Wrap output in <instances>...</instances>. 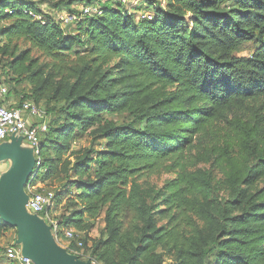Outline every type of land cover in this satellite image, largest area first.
I'll return each instance as SVG.
<instances>
[{"label": "trees", "instance_id": "trees-1", "mask_svg": "<svg viewBox=\"0 0 264 264\" xmlns=\"http://www.w3.org/2000/svg\"><path fill=\"white\" fill-rule=\"evenodd\" d=\"M97 1L61 0L65 24L33 0H0V53L30 44L12 53L30 85L17 106L44 101L60 118L41 134L40 170L61 181L49 188L55 208L66 199L59 223L83 241L69 249L101 264H264V0H145L153 10L138 14ZM85 135L92 145L74 148ZM210 156L233 198L214 201L213 177L192 170ZM162 169L176 178L152 196L138 178ZM9 230L0 216V238Z\"/></svg>", "mask_w": 264, "mask_h": 264}, {"label": "rangeland", "instance_id": "rangeland-1", "mask_svg": "<svg viewBox=\"0 0 264 264\" xmlns=\"http://www.w3.org/2000/svg\"><path fill=\"white\" fill-rule=\"evenodd\" d=\"M36 4L40 5L42 8L46 9L47 11L55 14V15H59L60 13L65 15L64 13H62L65 9H67V6L63 3H61V0H58L56 3H52L51 2V8L50 6L45 3V1L47 0H33ZM112 4L114 5H118L120 4L119 0H110ZM158 2H160V0H157ZM104 2H107V0H98L97 3L103 4ZM161 2H164V0H161ZM123 5H121L123 8H126L132 12H135L136 14L143 12V11H148L151 12L153 10V7L148 3L145 2V0H126L122 2ZM84 7L87 5H83ZM81 6V8L83 7ZM70 19V17H69ZM7 26V23L4 21L0 20V47L4 46V44L6 43V39L2 36V29ZM30 48V44L27 43L26 41L23 40H19L14 42L13 44H11L10 49H9V54H2L0 53V83H5L8 85V87H11V90L14 91L16 94L19 95H28L30 92V85L27 79L26 74H15L13 72V68L11 67V62L14 60V56L12 55L13 52H17L16 54H20L22 51L26 50ZM256 50V45L253 43H247L245 44L239 54L240 55H251L254 51ZM36 59L39 60L40 64H45V63H49L50 59H48L47 57H45L44 55H42L39 51H37L36 49H31V53H30V59ZM26 76V77H25ZM21 100V99H20ZM30 101V100H28ZM33 102V101H32ZM37 108H40V110L45 114L47 120H53L54 118V124L58 122V120H60V118H58V114H48L46 112V108H50V105L48 106L46 102H42L40 104H36ZM61 106L58 105H54L53 108H58ZM36 121L37 123L40 122V120L38 118H33L32 121ZM11 140V138H7L6 140L2 141V143L5 142H9ZM92 145V140L91 137L88 135H85L84 137H82L81 139H78L75 142L74 148H81V147H90ZM22 147L30 150L31 148L30 146L27 144V141H25L24 143H22ZM96 148H103V144L102 143H96L95 144ZM36 160V158H35ZM11 164L8 163V167L9 169L11 168L10 166ZM193 171H203L206 172L208 174H210L213 177L215 186H216V191L213 195L214 201H225L229 198H233V196L230 195L231 190L233 189L231 187V185L227 184L224 180V176L222 174V172L216 167L215 163H214V157L210 156L209 160L206 161H200L197 162L193 167H192ZM44 170H38L37 176H36V180L33 182V187L41 190V189H49V188H54V186H57V184H60L61 181H57L54 183L53 186L48 185V183L45 182H41V180L44 178ZM176 178V174L174 173V171L172 170H167V169H162L154 174H145L142 177L138 178L139 182L141 183L142 188H144L145 190L149 191L151 190V195H157L159 194V192L163 189L165 183L168 180H172ZM262 184H259V187ZM29 186H27L26 191L28 196H29ZM32 188L34 191H36V189ZM73 190H75L73 188ZM148 201L151 202L152 198L149 197ZM66 199H64V201L61 203V206L56 207L55 208V204H54V208L50 211V217L53 218L54 220L58 221L61 217H63L65 214L68 213V208L65 205L66 203ZM155 206H159V207H163L162 205V201L160 200H155L154 201ZM29 214L32 213L29 209ZM45 215V214H44ZM44 215H39L40 217L43 218ZM47 225L51 226V232L54 235L56 241L63 246L64 248H67V246L70 245L71 240L67 239L65 237L66 234V227H63L60 229L62 232H60L57 236L59 237V239L56 237V234L52 228V225L45 219L43 218ZM133 221H128L125 225V228H131L130 224ZM11 228V227H10ZM11 230L13 231L12 233H10V235L8 236V238H3L0 240V246L2 247V251L0 253V262L1 264H14L12 261L8 260V258L5 255V249L8 245L13 244V242L15 244H17L18 246H22L23 244H18L15 241H17L16 238H14V236H16L17 231H14V228H11ZM106 230V223L103 219V217H101L99 220L94 222V227L93 229L90 231V236L95 238V237H99L101 236V234L103 232H105ZM16 232V234H15ZM19 234V233H18ZM17 237V236H16ZM15 240V241H14ZM81 260V259H80ZM171 260H167L166 264H171Z\"/></svg>", "mask_w": 264, "mask_h": 264}, {"label": "water", "instance_id": "water-1", "mask_svg": "<svg viewBox=\"0 0 264 264\" xmlns=\"http://www.w3.org/2000/svg\"><path fill=\"white\" fill-rule=\"evenodd\" d=\"M23 137L11 136L9 142L0 144V161L11 159V168L0 177V216L13 228H17L16 241L22 245L23 254L36 264H91L61 246L51 232V226L38 214L26 207V188L37 174L34 150L22 147Z\"/></svg>", "mask_w": 264, "mask_h": 264}, {"label": "built area", "instance_id": "built-area-1", "mask_svg": "<svg viewBox=\"0 0 264 264\" xmlns=\"http://www.w3.org/2000/svg\"><path fill=\"white\" fill-rule=\"evenodd\" d=\"M82 11L84 13L91 12V7L83 6ZM70 17V19H69ZM75 19L74 15L66 14L63 15V20L65 24L70 23ZM1 85V83H0ZM33 118H38L40 122L34 123ZM48 130V121L45 114L37 108L34 102L24 101L20 106H6L0 102V143L6 140L8 137L11 138L12 135L22 136L24 143L27 141V144L34 150V155L36 158L35 167L40 170L42 166V159L40 156V141L41 134L47 132ZM2 175V167L0 163V177ZM35 175L32 177L29 183V198L26 204L27 209L32 213L38 215H44L45 218L51 225L56 234V237L59 234L62 226L59 223V220L56 221L50 217V211L55 204V192L51 189H41L38 190L33 187V182ZM32 188L36 189L34 191ZM65 237L69 240H76L77 248L83 246V241L78 239V232L74 229L67 228ZM77 248L67 249L70 253L77 255L80 259L84 261H90L91 264H101L89 253H84L79 251ZM5 255L8 260L12 261L14 264H36V262L23 254L22 248L17 244L13 243L6 247ZM82 256V257H80Z\"/></svg>", "mask_w": 264, "mask_h": 264}, {"label": "crops", "instance_id": "crops-1", "mask_svg": "<svg viewBox=\"0 0 264 264\" xmlns=\"http://www.w3.org/2000/svg\"><path fill=\"white\" fill-rule=\"evenodd\" d=\"M21 97H22V95L16 94L14 91L11 90V87L10 88L8 87L7 84L1 83V85H0V102H1V104L6 105V106H17L19 104V102H20ZM33 122L37 123L35 120ZM0 163H1V167H2V173H5V172H7L9 170L8 163H10L12 165L13 161L11 159H7V160L0 161ZM11 228H13V227H11ZM11 228L6 233L5 236L0 238V240L3 239V238H5V239L8 238L10 233L13 232L11 230ZM14 229H15L14 231H17V234L15 232L17 237L14 236V238L18 239V237H19L18 230H17V228H14ZM21 248H22V246H21Z\"/></svg>", "mask_w": 264, "mask_h": 264}]
</instances>
